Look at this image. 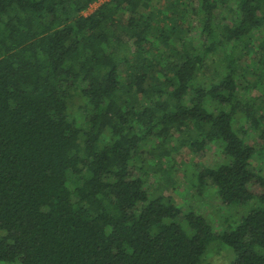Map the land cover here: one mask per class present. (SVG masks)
I'll list each match as a JSON object with an SVG mask.
<instances>
[{"label": "trees", "instance_id": "trees-1", "mask_svg": "<svg viewBox=\"0 0 264 264\" xmlns=\"http://www.w3.org/2000/svg\"><path fill=\"white\" fill-rule=\"evenodd\" d=\"M94 1L0 0V264H264V0ZM181 146L221 229L146 188Z\"/></svg>", "mask_w": 264, "mask_h": 264}, {"label": "rangeland", "instance_id": "rangeland-1", "mask_svg": "<svg viewBox=\"0 0 264 264\" xmlns=\"http://www.w3.org/2000/svg\"><path fill=\"white\" fill-rule=\"evenodd\" d=\"M91 11L92 9L89 8L84 11V14H89ZM262 64L264 67V61ZM153 70L154 69H152V71ZM258 71L259 69L256 72H248V74L245 76L246 81L251 84H255L258 79ZM246 135V140L253 144L255 148L259 149V144L254 138L253 133ZM146 149H140L139 154L142 157L145 155ZM170 157L174 160V166L176 167L170 168L164 164V169L162 171H159L153 175H148V177L145 179V185L148 190L160 192L165 196L173 197L174 200L181 205H187V202L190 201V204H193L200 214L216 225V229H221L225 226L223 225V217L232 219L238 218L240 216L242 208L233 210L236 212V214L233 216H231L230 213H227L226 210L221 209L220 211L222 213L224 212V216L218 219L216 217V207L218 203L214 194L212 193V189L207 187L202 193L203 196L201 195L199 197H194L192 194L196 193V189L189 186L183 177V169H185L186 163L192 168L201 169L203 166L212 167L222 162L224 157L220 151L217 150V148H209L203 155H200L190 147L181 146L177 151L172 152ZM259 162L260 160L255 157L253 163L256 168L257 164L259 165ZM177 167L180 168L179 171H177ZM262 167L263 168L260 169L259 172L264 175V164H262ZM133 172H135L136 175L141 173V171L138 169H135ZM188 174L189 172L187 175ZM252 190L253 192L257 193L260 191V187L258 185H253ZM231 257L232 254H230L227 249L223 247V245L217 244L213 245L209 252H207L203 264H230Z\"/></svg>", "mask_w": 264, "mask_h": 264}, {"label": "built area", "instance_id": "built-area-1", "mask_svg": "<svg viewBox=\"0 0 264 264\" xmlns=\"http://www.w3.org/2000/svg\"><path fill=\"white\" fill-rule=\"evenodd\" d=\"M106 1H109V0H95L94 2H92L90 5H89V8L92 9V11H94L96 8H98L102 3L106 2ZM88 8V9H89ZM91 11V12H92ZM90 12V13H91ZM88 14V13H87Z\"/></svg>", "mask_w": 264, "mask_h": 264}]
</instances>
